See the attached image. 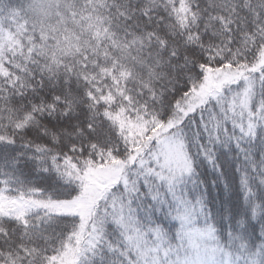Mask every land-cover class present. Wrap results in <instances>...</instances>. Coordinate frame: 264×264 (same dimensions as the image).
I'll return each instance as SVG.
<instances>
[{"label": "snow or ice", "instance_id": "obj_1", "mask_svg": "<svg viewBox=\"0 0 264 264\" xmlns=\"http://www.w3.org/2000/svg\"><path fill=\"white\" fill-rule=\"evenodd\" d=\"M0 264H264V0H0Z\"/></svg>", "mask_w": 264, "mask_h": 264}, {"label": "trees", "instance_id": "obj_2", "mask_svg": "<svg viewBox=\"0 0 264 264\" xmlns=\"http://www.w3.org/2000/svg\"><path fill=\"white\" fill-rule=\"evenodd\" d=\"M219 192H220V189H218V188H213L212 189V193H213L214 196H217L219 194Z\"/></svg>", "mask_w": 264, "mask_h": 264}]
</instances>
